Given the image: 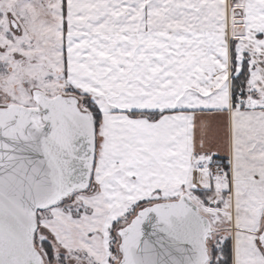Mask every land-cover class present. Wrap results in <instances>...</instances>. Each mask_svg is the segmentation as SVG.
<instances>
[{
  "label": "snow or ice",
  "instance_id": "6c2138e0",
  "mask_svg": "<svg viewBox=\"0 0 264 264\" xmlns=\"http://www.w3.org/2000/svg\"><path fill=\"white\" fill-rule=\"evenodd\" d=\"M0 264H264V0H0Z\"/></svg>",
  "mask_w": 264,
  "mask_h": 264
}]
</instances>
